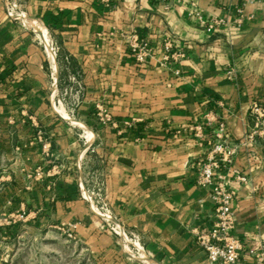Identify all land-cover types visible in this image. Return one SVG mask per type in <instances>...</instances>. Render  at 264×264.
<instances>
[{
  "label": "crops",
  "instance_id": "crops-1",
  "mask_svg": "<svg viewBox=\"0 0 264 264\" xmlns=\"http://www.w3.org/2000/svg\"><path fill=\"white\" fill-rule=\"evenodd\" d=\"M191 3L225 22L210 30ZM8 4L47 28L55 59ZM136 37L153 50L143 64ZM167 41L184 53L177 63L162 64ZM69 74L81 92L76 110L58 98ZM254 101L264 106V0H0V149L20 151L22 206H36L98 264H212L195 236L215 208L198 163L222 121L238 145L227 174L233 233L244 243L236 264H264L253 254L264 243V126ZM102 104L117 126L99 121Z\"/></svg>",
  "mask_w": 264,
  "mask_h": 264
},
{
  "label": "built area",
  "instance_id": "built-area-1",
  "mask_svg": "<svg viewBox=\"0 0 264 264\" xmlns=\"http://www.w3.org/2000/svg\"><path fill=\"white\" fill-rule=\"evenodd\" d=\"M117 0H105L108 6L115 5ZM196 3H191L193 7L191 14L195 16L201 23L208 24V28L213 30L217 24L225 22L223 19H206L201 11H199ZM14 5L8 4L7 11L12 14ZM240 12L243 9H239ZM13 15V14H12ZM166 56L162 64L177 63L183 56L182 51L173 50V43L166 42ZM132 49L135 59L138 63H146L153 55V50L147 42H140L136 37L132 43ZM228 77L232 79L234 75L233 67L228 69ZM175 73L180 74L177 69ZM99 106V105H98ZM252 112L256 115L258 125L264 126V106L258 101H254ZM97 116L99 121L104 125L117 126V122L103 104L98 107ZM125 124L132 127L135 125L133 120L125 121ZM214 136L208 140L210 145L208 154L198 163L199 174L197 183L203 187L210 188V195L214 200V215L212 225L208 230L195 231L197 244L207 251L208 258L212 264H236L244 253L243 240L233 233L235 227V211L233 209V201L236 197L235 190L228 187L227 174L234 164V159L238 151V145L232 142L227 133L226 123L220 122ZM254 134L249 135V139H253ZM38 138L42 139V131H38ZM246 144V141L239 143V146ZM222 169L223 171L219 172ZM238 180L246 182L247 176L239 175ZM106 203L102 202V207ZM117 232L120 230L118 225L112 227ZM71 235V234H70ZM254 256L259 263L264 261V243L259 249L253 251Z\"/></svg>",
  "mask_w": 264,
  "mask_h": 264
},
{
  "label": "rangeland",
  "instance_id": "rangeland-1",
  "mask_svg": "<svg viewBox=\"0 0 264 264\" xmlns=\"http://www.w3.org/2000/svg\"><path fill=\"white\" fill-rule=\"evenodd\" d=\"M75 83L74 75H67L58 92V98L72 110L77 109L81 99L80 87ZM79 122L77 125L85 126ZM19 163V150L0 149V264H98L97 257L68 231L38 219L36 206H22L25 185Z\"/></svg>",
  "mask_w": 264,
  "mask_h": 264
},
{
  "label": "bare ground",
  "instance_id": "bare-ground-1",
  "mask_svg": "<svg viewBox=\"0 0 264 264\" xmlns=\"http://www.w3.org/2000/svg\"><path fill=\"white\" fill-rule=\"evenodd\" d=\"M16 9V8H15ZM15 9L14 10H12L11 11V13L15 16V17H17V18H20V19H22L23 21H24V23L25 24H27L28 26H32L34 29H36L38 32H39V37L40 38H42L45 42H46V44L48 45V51H49V53H50V55L52 56V58L53 59H55V53H54V50L51 48V46L49 45V41H50V37H49V35H48V31H47V28L45 27V26H43L41 23H39V22H37V21H35L34 19H32V18H30V17H28V15H24V14H21V13H19V12H16L15 11ZM56 92V91H55ZM54 108H55V110L58 112V113H60L63 117H65V118H67V119H69L71 122H73V123H76V124H81L77 119H75V118H73L65 109H64V107L62 108V107H59V106H57V105H54ZM84 127H86V126H84ZM88 131V137H89V139H92L93 138V132L92 131H90V130H87ZM87 137V138H88ZM86 194V196H87V198L88 199H91V197H90V194H88V193H85ZM92 207L96 210V211H98L99 212V210H98V208H97V206L92 202ZM103 212V211H102ZM97 213V212H96ZM102 215H104V214H102ZM106 216V215H105ZM123 236H124V234H123ZM128 240V239H127ZM127 247V246H126ZM128 248V247H127ZM130 251V250H129ZM146 255V254H145ZM139 257V256H138ZM141 257V256H140ZM142 257H143V259L145 260V261H148V259L144 256V255H142ZM147 264H148V262H147ZM156 264V263H155ZM158 264V263H157Z\"/></svg>",
  "mask_w": 264,
  "mask_h": 264
}]
</instances>
